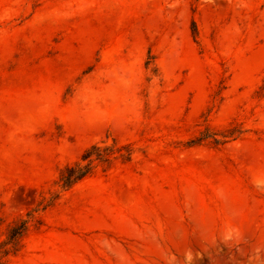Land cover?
<instances>
[{
    "label": "rangeland",
    "instance_id": "rangeland-1",
    "mask_svg": "<svg viewBox=\"0 0 264 264\" xmlns=\"http://www.w3.org/2000/svg\"><path fill=\"white\" fill-rule=\"evenodd\" d=\"M28 214L0 264H264V0H0V246Z\"/></svg>",
    "mask_w": 264,
    "mask_h": 264
},
{
    "label": "trees",
    "instance_id": "trees-1",
    "mask_svg": "<svg viewBox=\"0 0 264 264\" xmlns=\"http://www.w3.org/2000/svg\"><path fill=\"white\" fill-rule=\"evenodd\" d=\"M95 149H98L97 144L92 145L83 153L82 159L84 161H87L85 165L76 163L74 166L66 169L68 175H62L60 178V180L62 181V187H68L89 174L92 170V164L95 160H106V157L101 156L100 154H94L93 150ZM32 217L33 216H31V214H28L27 218H20L10 226L7 232L6 240L0 246V255H7L10 251H16L15 247L19 244L20 239L28 231L30 222L32 221ZM12 248L13 251L11 250Z\"/></svg>",
    "mask_w": 264,
    "mask_h": 264
}]
</instances>
